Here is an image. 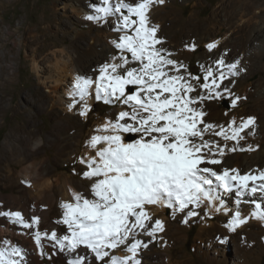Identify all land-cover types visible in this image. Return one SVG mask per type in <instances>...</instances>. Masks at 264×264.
<instances>
[{
  "label": "snow or ice",
  "instance_id": "snow-or-ice-1",
  "mask_svg": "<svg viewBox=\"0 0 264 264\" xmlns=\"http://www.w3.org/2000/svg\"><path fill=\"white\" fill-rule=\"evenodd\" d=\"M165 3L97 0L88 6L89 14L84 17L87 22L103 27L114 20L110 30L117 36L111 44L119 56L113 54L111 60L120 62H102L95 78L77 73L68 109L73 111L83 104L93 86L97 102L126 107L103 126L100 131L104 134L91 137L90 146L97 150L95 158L80 159L85 170H72L89 182V193L75 190L72 202H60L66 234L42 231L41 217H26L19 210L0 206V218L28 230L24 234L31 236L41 264L45 260L53 264L58 255L64 257L65 264H144L143 252L161 243L159 234L166 230L160 219L150 223L147 205L170 209L172 218L181 215L184 224L193 217L206 222L214 213L224 214L230 217L224 225L230 234L249 219L264 224V170L241 174L237 168L217 170L208 166L224 164L229 151L254 150L251 146L239 147V142L245 129H253L255 134L256 117H242L238 125L235 119L228 121L231 134L223 125L204 120L206 101L228 99L230 107H236L246 99L235 95L232 88L247 69L240 58L228 62L227 49L213 58L219 40L205 45L210 55L198 63L196 75L182 61L171 58L172 51L164 47L166 40L158 36L160 26L151 19L154 9ZM185 47L196 50L195 43ZM129 86L134 88L130 93ZM86 108L84 104L78 115L85 116ZM206 135L222 136L236 144L230 149L221 147ZM21 183L31 185L30 181ZM221 192L234 193L238 202L253 204L250 217L242 216L238 208L231 212ZM41 207L46 210V206ZM201 208L206 209L202 214L198 211ZM212 239L223 245L229 237L217 235ZM117 250L126 254L118 256ZM31 255L8 239L0 242V264H29Z\"/></svg>",
  "mask_w": 264,
  "mask_h": 264
},
{
  "label": "bare ground",
  "instance_id": "bare-ground-1",
  "mask_svg": "<svg viewBox=\"0 0 264 264\" xmlns=\"http://www.w3.org/2000/svg\"><path fill=\"white\" fill-rule=\"evenodd\" d=\"M166 1H170V0H166ZM71 2L73 5H76V7L78 6L80 8V12L82 9H85L86 13L89 14L88 6L94 5L97 2V0H71ZM222 2L224 4V0H222ZM163 11L164 10L162 6L156 7L152 13L151 19L153 23L160 26V31L158 32V36L166 40L164 47L171 50L172 55L177 54L176 51L179 50L180 47H184L186 44L195 43L197 49L201 44L206 45L207 43L213 42L215 40H219L221 42L219 44L218 49L215 50V52L212 54L213 58L218 57L225 49H227L229 50V55L226 57L228 62H231L236 58H240L244 64L246 62L245 56L247 57L250 53H253L258 57H260L262 53H264V15L263 14H260L254 18L248 15H239V16L237 15L238 17L236 18L228 19V17H226L222 12L220 16L216 17L217 19L215 20V24L212 25L213 27L208 31L206 30L207 32L194 33L190 31H186L178 40L176 39L177 42L175 44H171L172 43L171 38H174V36L172 35L173 32L170 30V27H168L170 24L164 23V26L162 28L163 25V23H161L162 20L160 22L161 24L157 23L158 18L159 17L161 18V16L164 15V14L161 15ZM82 12L84 13V11ZM229 12H227V14ZM83 16L84 14L80 16L81 19H79L78 16L76 17L80 25L82 26L85 25L89 27L95 25L92 22H87L86 20H84L85 16L84 17ZM110 24L113 27L114 20L110 21ZM166 27L168 30H165ZM28 31L29 34L31 35L33 34L32 37H39L38 36L39 29L36 27V25L34 26L29 24ZM11 34H12L11 31L8 29L3 31L0 37V40L2 42L0 44V87L4 86V82L2 78L3 75H7L8 80L12 82L14 79L11 78L10 76L15 75V72L19 71L20 68L17 64L15 66V64H12L11 62H9L8 64L5 63L6 52L8 51L5 52L4 47H6V40L9 38ZM102 36L105 37L104 35ZM116 36L117 34L113 32L112 38H115ZM68 37L70 43L73 46L74 53L68 54L69 51L67 52L70 61L66 68H65L66 64H64L65 66L63 67L65 70L67 69V71L63 69L61 70L60 68L62 67L59 68L57 66L58 62L55 61V64H53L55 70H59V71L61 70V71L57 73L53 72L52 75L46 78L47 80L51 79V82L55 83V86L58 84L65 85L64 80L66 75L68 74L69 77L70 76L72 77L71 79L72 83L74 82L77 73L87 74L91 77L98 75L99 65L104 61H109L108 57H111V56L106 57L107 54H105V50H103L102 47L99 46V44L98 45L96 43L95 45L93 44L95 41L94 42L92 41L93 43L92 45H90L86 40H84L83 38L84 36L82 37V35L78 34L77 30H75L73 34L70 33ZM46 39L47 38L43 39L44 41L41 51L44 50L49 45L46 43ZM20 41L21 39H19V42ZM61 52L64 51L62 50ZM178 53H179L178 56L179 55L181 56L179 51ZM14 55H15L14 52L10 53L11 57H13ZM209 55L210 54L206 51L205 56L202 58V60H204L205 62L208 59ZM31 59H32L31 68L34 69L33 71L37 76H40L39 70L36 68L38 66L36 64L37 61L33 57ZM60 62H62V60ZM252 65L254 64L252 63ZM130 66H138V65L132 64ZM253 73L252 71L246 72L242 74L239 78L243 76V78L246 79L248 82H252L251 80L254 76ZM16 74L17 77L18 73ZM240 85L241 84H239V86ZM50 86L51 85L49 84V87ZM56 91L57 90L55 89L48 90L49 93L50 92L53 93ZM70 91H71V87L63 88L62 92L64 96L66 95L70 97L69 95ZM94 92H95V88L93 86V88L90 90L89 97L86 98L83 104H80L79 107L77 106L78 108L75 107L73 111H69L68 109V104L70 102H68V100L64 98H61V95L63 94H61L60 96L57 95L56 99L52 98L54 97V94L52 97L48 96L46 98L45 103L44 102L42 104L33 103L32 104L33 108H30L29 104H25V103L17 104L16 112L22 113L27 117V120L25 121H27L28 127L25 129H21L20 123L19 122L16 123L15 125L9 128V131L5 133L1 141L0 188L3 187V188L14 189L18 193V196L2 195L0 193V206H2L3 209L6 210L8 209L13 211L19 210L26 217H30L33 214L41 217V224L39 227L40 230L42 231L58 230L61 234H66V230L65 231L63 230V227L66 229V226L62 224V210L60 208V202L61 201L72 202L71 193L72 191L75 190H79L85 193L86 195H88L89 193V187H88L89 182L81 179L79 175H74L72 170L73 168H75L77 172H82L83 170H85V166L80 163L81 158H84L86 161L95 158V152L97 149H93L90 146L91 137L93 135L104 134L100 130L108 122V118L103 120V117L101 118V120H95L94 122L95 124L93 123L94 124L93 128L91 130L89 129L90 132L88 134V137H85L87 136L84 134L85 127L87 126L88 122L91 121L88 120V115L94 105V102L96 101ZM27 100H29V102H32L29 97H27ZM84 104L87 105V108L84 109L87 114L81 117L78 115V113L82 110ZM14 109L15 108L11 100H9L5 104H2V98H0L1 116H5L4 112L10 110L13 111ZM204 109L206 112V115L204 117L205 122L213 123L214 125L217 126L220 125L224 126V124L228 123L229 120H212L213 116L210 113L211 111L206 109L205 107ZM37 112H44L52 118V120H50L51 123L49 130H44L42 121L33 120V114L35 113L37 114ZM4 123H5L4 118H0V129L3 127ZM259 124L260 123H258L257 121L254 128V132H255L254 135L252 134L253 129H245L243 131V134H241L242 136H244V139L239 142V144L245 143L247 147L251 146L254 150L252 151L247 150V153L245 154H237L235 153L237 151L235 152L229 151L227 152L224 158L225 160L224 164L208 165V166L213 167L217 170H221L223 167L237 168L241 172V174L247 173L250 170H255V169L264 170V141H263L264 132L257 130ZM216 130H219V127H217ZM225 131L228 132V134H231L230 129L226 128ZM206 139H212L217 143H219L221 147L227 146V148L229 149L233 147L232 145L233 143L236 144L235 141H225L222 136L217 137L214 135H206ZM65 167L70 168L69 172L67 170H60V168L63 169ZM21 181H30L31 182L30 187L24 186L21 183ZM221 195L223 196L224 193L221 192ZM226 196L230 198V201L228 200L227 202L224 203H227L225 205H233L234 212L240 206L246 207L249 211H252L254 208L253 204L244 203L242 201L238 202V198L235 196L234 193L225 194V197ZM88 198H91L90 195L88 196ZM42 205L46 206V210H42L41 207ZM262 207H264V203H262ZM145 210L148 213V215L152 217V221L150 223H154L155 219H160L163 222L166 230L162 234H159L162 237V241L159 247L156 246L154 243L150 245V248L147 251L143 252L144 264H181L179 261L174 259V257L172 259V248H174V246L171 244L175 235H178V238H184V241L186 242L188 238L186 232H188V229H191L193 222H200V227L198 229L199 236L204 234L212 238L217 235H220V236H228L230 239V236L232 235L234 236L237 231L244 230L245 227L244 225L241 228H239L234 234H230L226 231L224 227L225 223L228 220V219L227 220L222 219L223 218L222 216L224 214H221L220 217L216 218L214 213L213 219H216L215 220L216 222L211 221V219L205 222L202 221L199 217H193L189 220L187 224H184L181 222L183 219L181 215H176L175 219H173L171 210L164 208L160 205H147L145 206ZM205 210L206 209L204 208L198 209V211H200L201 214ZM165 211L168 212L167 215L165 214ZM57 221H61V223H57ZM27 231L28 230L20 229L19 226L12 225L5 218H0V242H2L4 239H8L13 243L22 246L27 250V252L32 253V255L29 258V264H41V261L38 259V256L36 254V249L33 240L31 239V236L24 234V232ZM261 232H262L261 235L264 237V231L261 230ZM141 238L144 239V237ZM165 243H167L166 248L163 247ZM223 247L224 246H222V248ZM237 248L238 246L236 247V250H238ZM115 254L118 256H123L126 253L122 250H117ZM231 255L225 254L224 260L225 257H226L225 261H227V259L229 260L231 258ZM237 256L239 255L237 254ZM183 257H185V255ZM221 259L223 260V258ZM228 262H225L224 264ZM55 263L65 264L64 257L59 255L54 257L53 264ZM43 264H48V261L47 260L43 261Z\"/></svg>",
  "mask_w": 264,
  "mask_h": 264
},
{
  "label": "rangeland",
  "instance_id": "rangeland-1",
  "mask_svg": "<svg viewBox=\"0 0 264 264\" xmlns=\"http://www.w3.org/2000/svg\"><path fill=\"white\" fill-rule=\"evenodd\" d=\"M77 7L76 5L72 4L71 0H0V37H1V33L8 29L12 33L9 36V38L6 40V47H4V51L5 52L8 51L6 52L5 63L8 64L9 62H11L12 64H15V66L17 64L20 67L19 71L15 72V75L10 76L11 78L14 79L12 82L8 80L7 75H3L2 77L4 82V86L0 87V98H2V104H5L9 100H11L13 102V106L15 109L13 111L10 110L4 112L5 116H1L0 113V118H4L5 121L3 127L0 129V146L5 133L9 131V128L11 126L19 122L21 129H25L28 127L27 121H25L27 120V117L22 113L16 112L17 104L25 103V104H29L30 108H33L32 105L33 103L36 104H42L43 102L45 103L46 98L48 96L52 97L53 94L54 97L52 98L56 99L57 95L60 96L61 94H63L62 92L63 88L71 87L72 77L71 76L69 77L68 73H67L68 75H66L64 80L65 85L58 84L55 86V83H52L51 79L48 80L46 79L48 76L52 75L53 72L57 73L60 72L62 69L65 70L63 68L65 66L64 64H66L65 68L69 64L70 60L68 54L74 53L73 46L70 43L68 37L70 33L73 34V32L77 30L78 34L82 35V37L84 36L83 37L84 40H86L90 45H92V43L95 41L93 44L94 45L95 43L97 45L99 44V46L102 47L103 50H105V54H107L106 57L112 56L113 54L119 56V53L115 50L114 46L111 44V40L113 39L112 38L113 31L110 30L112 28L110 22L103 27L98 26L96 24L92 27L85 25L82 26L78 23L79 21H77L76 17L78 16L79 19H81L80 16L83 14L84 16H86L87 13L85 9H82L80 12V8ZM162 7L164 11L163 13H161V15L164 14L165 16L163 15L161 16V18L159 17L157 23L158 24L163 23L162 28L164 26V23L170 24L168 27H170V30L173 32L172 35L174 36V38H171V42H172L171 44H175L177 40L186 31H190L194 33L207 32L213 27L212 25L215 24V20L217 19L216 17L220 16L222 12L226 17H228V19L236 18L239 15H248L253 18L260 14L264 15V0H227V1L224 0V4L222 0H170V1H166V3ZM82 11H84V13ZM227 12H229L230 14L229 13L227 14ZM29 24L34 26L36 25V27L39 29V34H38L39 37H32L33 34L31 35L28 33ZM165 30H168L167 27L165 28ZM102 35H104L105 37H103ZM45 38H47L46 43L49 45L48 47H46L44 50L41 51L44 41L43 39ZM19 39H21L22 42L21 41L19 42ZM1 43L2 42L0 40V44ZM184 47H180L179 50L176 51L177 54H173L172 57L173 59L175 57L176 60L182 61L184 65L187 67L188 71L196 75L199 73L198 63L204 62L202 58L205 56L206 53L205 44H201L199 48H197L195 51L189 50L186 47L185 48ZM62 50L65 53L61 52ZM178 51L180 52L181 56L180 55L178 56L179 54ZM11 52L15 53L13 57L10 56ZM62 53L65 55H63ZM250 54L247 57L245 56L246 62L243 64V66L246 67L247 69L246 72L249 71L250 72L252 71V73L254 72L253 73L254 76L251 80L252 82H248L242 76L241 78H238V80H236L234 86L235 88L238 89H235L234 87L232 88L235 95H238L240 97H246V100L242 99L236 107H230V101L228 99H225L223 101H219V100L211 101L208 103L205 102L204 107L211 111L210 113L213 116L212 120L230 121L233 120L234 118L237 124H239L240 119L242 117L246 118L248 116H254L257 118L258 123H260L259 124L260 127L258 126L257 130L264 132V53H262L260 57L256 56L253 53ZM125 55L128 56L129 60L131 59L130 54H125ZM31 56L35 58V60L38 62V63L36 62V64L38 65V66L36 65L37 66L36 68L39 70L40 76H37L33 71L34 69L31 68L32 67ZM108 58L110 63L120 62L119 60H115V61L110 60L111 57ZM61 60L62 62H60ZM55 61L60 63V64L57 63V66L59 68L62 67L60 68L61 69L60 71L55 70L53 65L55 64ZM252 63L254 65H252ZM65 71H67V69ZM16 73H18L17 77H16L17 75ZM45 84L48 87H46ZM49 84L52 87L51 86L49 87ZM239 84H241L240 85L241 87L239 86ZM53 89L57 91L53 93L48 92V90H53ZM132 90H134V88L132 86H129L128 88L129 93ZM27 97H29L32 102H29V100H27ZM66 97L68 96L66 95L64 96V94L61 95V98H64L71 103L72 97L71 96L68 97L69 99ZM124 107L126 106H122L120 104H116L115 106L106 105L102 101L101 102L95 101L88 115V120L91 121H89L87 126L85 127L84 134L87 135L85 137H88L90 130L93 128L95 124L94 123L95 120H101L102 117L103 120L106 118H108L109 120L113 116L114 117L112 119H114L115 115L118 114L120 109L122 110ZM33 120L42 121L44 130H49L51 123L50 120H52V118L44 112H37V114L36 113L33 114ZM224 128L228 129L227 124H224ZM241 134H243V132ZM232 145L234 146L235 143H233ZM239 147H243L245 149L248 148L245 143L239 144ZM235 153L245 154L247 153V150L245 151L237 150V152ZM65 168L63 169L60 168V170H67L69 172L70 168L68 167ZM0 189H1L0 193L2 195L18 196V193L14 189L3 188V187ZM222 198L224 202H227L228 200L230 201V198H228V196L225 197V194L222 196ZM226 207L231 212H234L233 205H226ZM238 209L242 213L241 214L242 216H249L251 213V211H249L244 206H240ZM167 213L168 212L165 211L166 215ZM220 215L221 214L219 213H215L216 218L220 217ZM222 217L221 218L225 220L230 218L226 215H223ZM215 220L216 219L213 218L211 219V221L216 222ZM199 227H200V222L192 223L191 229H188V232H186V235H188L186 242L184 241V238H178V235H175L171 244L174 246V248H172V259L174 257V259L179 261L181 264H216V263L222 264V261L224 264L229 260H230L228 262L229 264H264V237L261 235L262 233L261 230L264 231V224H262L261 222L254 219L253 220L249 219V222L245 225L244 230L237 231L235 235L230 236L228 242L223 245L219 243H215L212 237L206 236L204 234L199 236L198 234ZM63 230L65 231L66 229L63 227ZM209 244H211V247L209 246ZM155 245L159 247L160 243H155ZM166 246L167 243H165L163 247L166 248ZM222 246L224 247L222 248ZM237 246H238L237 248L238 250H236ZM225 254L226 255L232 254L231 258L229 260L227 259V261H225L226 257L224 260ZM237 254L239 256H237ZM184 255L185 257H183ZM221 258H223V260Z\"/></svg>",
  "mask_w": 264,
  "mask_h": 264
}]
</instances>
